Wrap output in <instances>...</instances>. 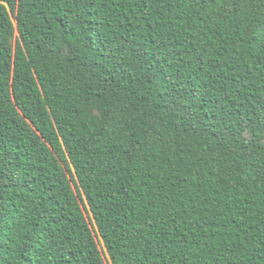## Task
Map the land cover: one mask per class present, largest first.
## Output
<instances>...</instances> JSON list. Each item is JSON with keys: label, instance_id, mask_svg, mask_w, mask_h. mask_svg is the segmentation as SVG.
<instances>
[{"label": "trees", "instance_id": "16d2710c", "mask_svg": "<svg viewBox=\"0 0 264 264\" xmlns=\"http://www.w3.org/2000/svg\"><path fill=\"white\" fill-rule=\"evenodd\" d=\"M0 264H264V0H0Z\"/></svg>", "mask_w": 264, "mask_h": 264}]
</instances>
